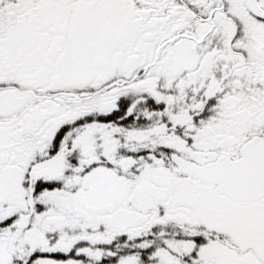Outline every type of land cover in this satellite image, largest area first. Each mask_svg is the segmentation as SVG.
<instances>
[{"label": "snow or ice", "instance_id": "1", "mask_svg": "<svg viewBox=\"0 0 264 264\" xmlns=\"http://www.w3.org/2000/svg\"><path fill=\"white\" fill-rule=\"evenodd\" d=\"M0 264H264V0H0Z\"/></svg>", "mask_w": 264, "mask_h": 264}]
</instances>
